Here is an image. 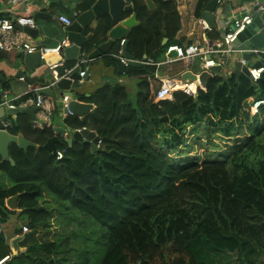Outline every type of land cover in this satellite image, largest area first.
Listing matches in <instances>:
<instances>
[{
	"label": "trees",
	"instance_id": "1",
	"mask_svg": "<svg viewBox=\"0 0 264 264\" xmlns=\"http://www.w3.org/2000/svg\"><path fill=\"white\" fill-rule=\"evenodd\" d=\"M140 1L145 2L134 0L133 12L148 27L172 0H155L159 7L150 15ZM208 1L200 0L197 12ZM260 65L264 57L253 63ZM142 68L129 67L127 73L139 70L131 74L141 77ZM224 77H210L197 98L178 91L172 100L158 102L146 81L135 100L121 84L105 87L92 96L93 114L64 119L69 133L94 131L100 147L59 137L62 159L45 147L56 135L54 124L40 129L27 116L17 119L13 132L36 146L13 145L15 165L0 159V172L11 181L10 187H0V206L20 193L19 208L30 231L21 242L25 250L5 264H203L195 250L199 239L216 251L243 253L262 238L264 107L254 113L252 100L264 95V73L257 82L244 74ZM204 121L206 142L197 150L204 156L186 164L170 161L164 149L175 151ZM209 150L215 156L207 155ZM56 210L67 218L77 212L92 219L82 236L84 247L77 236L71 245V235L63 233L40 240V229H49ZM7 255L6 249L0 259Z\"/></svg>",
	"mask_w": 264,
	"mask_h": 264
},
{
	"label": "crops",
	"instance_id": "2",
	"mask_svg": "<svg viewBox=\"0 0 264 264\" xmlns=\"http://www.w3.org/2000/svg\"><path fill=\"white\" fill-rule=\"evenodd\" d=\"M152 1L155 7L153 9H149L147 6V15L152 14V12L159 7V3L157 1ZM199 1L200 0L169 1L162 6L163 13L159 17H156L148 27L142 23L141 20H139V17L136 16L138 25L134 26L135 28L133 27L129 31L125 39L128 41V52L133 56L134 60L141 62V65H127L125 73L119 72L118 65L114 59V57L126 59L123 58L124 52L120 44L121 40L115 41L114 45L110 46L107 53H102L99 56L91 58V52L97 49L100 44L107 42L109 38L107 37V33H104L102 28L105 25L101 24V19L99 18H96L90 26L86 27L83 33L87 37L90 36L91 40H86V44L89 45V48L81 52L80 57H85L88 60L82 64V69L86 70L87 73L83 77V80L77 82L79 84L74 86L75 91L73 98L81 103L90 104L91 108L88 109V112L84 115V117L73 115L79 119H84L93 114L96 105L92 100V96H95L99 91L110 85L121 84L130 94L136 93L137 95L138 93L143 92L144 89H142V84L146 81L149 84L151 98H153L154 90L158 86V82L155 81L156 74L159 76L182 77V74L188 71V68H186L182 62L171 64L168 68L167 65L157 67L147 64L146 60L150 58L155 61L165 60L168 56L163 53L161 49L167 43H173L172 37L177 30L176 39L178 40V43L198 41L202 38L203 28L199 24V19H203L202 14L205 10L207 2L205 6L197 12ZM252 1L253 0H231L226 1L224 4H217L218 6L214 16L215 27H211L210 33L212 35L219 36L221 31L228 26V21L230 20L229 18L232 17V15H240L246 12ZM48 2H50V5H48ZM86 2H88V0H64V7H62L58 5V0H0V13L1 15L4 14L5 17L9 18L11 15L6 12L5 9L12 7L14 13L16 14L32 16L37 13H41L44 16L52 14V18L45 20L41 19L36 23V28H39L40 30L38 36L41 38V44L50 47L57 45L62 38L67 36V25L61 22L58 17L67 16L73 22L78 16L76 14H78V11ZM140 2L145 3L144 1ZM26 9H28V11ZM106 18L108 20L107 23H112L110 16H107ZM112 24L114 25V23ZM48 27L53 29V34H50L47 31ZM157 55H159L158 60L155 59ZM24 58L25 53L19 49L12 48L8 50H0V90L3 91L7 99L10 100L12 104H15L21 109L35 106L29 105L19 107L21 102L20 96L28 91H30L28 94L29 96H36L42 89L53 90L54 83H51L49 78L51 75L55 74L54 70L51 71L48 69V64H43L36 69L28 68L24 63ZM237 58L238 57H235L233 61H230L227 64V66L230 65V69L226 68L229 74L234 71V62ZM49 60L50 63H52L58 60V58L53 56L50 57ZM76 60L77 58H64V67L67 69L72 68L75 65ZM253 63L255 62H251V64ZM129 67H135L136 69L144 67L142 69L145 72L141 75V77H137L131 73H139V70H134V72L128 74L127 71L129 70ZM198 68L200 69V65L196 64L190 68L189 71L200 75L203 72H200ZM210 73L215 72L211 71ZM20 77H24V79L21 80ZM52 92L53 93L51 95L43 94L50 98L53 102V107H55L52 124H54L55 127H63L67 130V132H69L71 129L67 127L64 119L67 116L73 115L66 114L65 109L62 107L63 104L60 100L63 99V97H61L60 93L63 91L59 90ZM65 93L69 96L68 92ZM69 100H72V97L69 96ZM23 116H27L34 124L36 120H40V111L36 110L35 112H32L31 115L27 113H19L14 117H4L3 122H12V126L7 128L10 133L16 135L13 132L15 126L14 123L17 119L23 118ZM17 136H22L27 139L23 135ZM55 136L60 138L63 137L62 134L57 132ZM67 137H71V134L67 135ZM63 138L66 139V137ZM29 141L31 142V140ZM13 145L17 144H12L10 146V150L13 148ZM0 159L4 161L1 156ZM10 186V178L0 172V187L8 188ZM15 195L18 196L16 201L9 203V199ZM15 195L7 197L5 199V203L0 206V237L3 236L5 238L4 240L0 238V255L6 249L9 251L11 256L16 255L18 253L16 251L18 250L19 252H23L25 247L21 246V242L23 241L25 234L30 231L27 227L29 220L24 211L19 208L18 204L21 194L17 193ZM24 226L29 229L28 232H24ZM262 230V238H259V240L257 239L254 244H249L243 253H230L212 249L213 253H209V259L207 262L201 255L200 260L203 264H218L219 262L224 264L229 261H232L235 264H264V228ZM19 236H21L22 239L17 242V247H15L13 245V241ZM16 248L19 249L17 250ZM220 252H222L223 255L227 254L228 258H222L219 256L221 254ZM211 260H213L212 263L210 262Z\"/></svg>",
	"mask_w": 264,
	"mask_h": 264
},
{
	"label": "water",
	"instance_id": "3",
	"mask_svg": "<svg viewBox=\"0 0 264 264\" xmlns=\"http://www.w3.org/2000/svg\"><path fill=\"white\" fill-rule=\"evenodd\" d=\"M64 0H58V5L64 7L63 5ZM217 1L218 0H210L207 2L205 6V10L203 12V19L209 23L211 27H215L214 23V16L215 11L217 8ZM147 3V6L149 9H153L154 3L152 0H145ZM264 2V0H263ZM134 0H94L90 7L86 10L80 9L78 11V16L76 19L70 24L67 25L66 31H67V38L69 42L71 43L70 46L66 47L64 49V52L60 55L56 54H47L45 57V60L41 59V54L39 52L35 53H25L24 63L25 65L30 69H36L43 64H50V57H57L59 58H66V59H76L81 52L87 50L89 48V45L86 44V40H91L90 36L84 35V29L91 25V23L96 19H101L102 25H110L107 37L109 40L105 43L100 44L97 49L91 52L90 57L94 58L96 56L101 55L102 53H107L110 49L111 45H114L115 41L124 39V43L122 45L123 50V58L127 59V64L122 60L121 57H114L117 65L118 70L120 73H125V69L128 66H140L141 62L134 60L133 56L128 52V41L125 39L129 31L136 25H138V21L136 20V14L133 12L134 10ZM48 5H50V2H48ZM1 15V14H0ZM2 14L1 16H3ZM127 15V16H126ZM107 16H110V20L112 23H107ZM52 14H47V16H44L41 13H37L34 15V19L37 23L38 20H45L52 18ZM25 30L27 33H29L32 37L36 38L38 41L41 42V38L39 35V28H30L28 26L20 27ZM264 45V10L257 14L254 17L253 23L243 32L238 34L237 39L234 43V48L240 47L243 49H247L252 46L261 47ZM168 57H174L175 53H170L167 55ZM240 57H243L247 60V64L243 65L241 63ZM240 57H238L235 60L234 64V71L232 72L237 77H240L241 74H244L249 77V64L250 60L252 62L259 61L258 59H252V54L244 52ZM216 74H218L221 71L220 66H215L211 69ZM55 74L51 75L49 78V81L51 83H54L53 90H47L42 89L39 93L51 95L52 91H63L61 92V97L65 95H68L65 92L69 93V96L72 97V100L69 101L68 107L69 110L72 111V113L76 116L84 117L85 114H87L88 109L91 108L90 104L81 103L78 100L74 99V89L75 85H78L79 80H81V77L79 75V70H74L72 73H70L68 76L65 72L64 66H59L55 70ZM211 77L210 72L205 71L201 73L200 75L194 74L192 71H186L182 74V78L185 81L193 82L196 81L197 85L204 86L206 85L208 79ZM48 91V92H47ZM198 97V94L195 96V98ZM7 97H4V94L2 95L0 99V156L4 160H9L12 162V164H15L14 159L10 156V146L12 144H17L21 149H28L29 147H35L36 144L33 142H30L29 140L25 139L22 136H17L10 131H8L4 124L3 119L4 117H14L15 115L19 113H27L29 115L32 114V112H35L36 110H39L38 107H28V108H10L6 105ZM62 101V99L60 100ZM62 103V102H61ZM66 112V110H65ZM55 130L57 133L62 134L63 137H66V140L69 143H72L73 141H82L84 139L86 140H92L95 144H97L100 140V138L97 136V134L94 131H91L87 128L82 129L81 131H74L72 133L67 132L65 128L63 127H55ZM71 134V137H67V135ZM60 142L58 136L52 137L45 147L52 153L56 154L57 152V146L56 143ZM17 195L13 196L9 199V203L16 201ZM2 240L5 238L3 236L0 237ZM22 239L21 236L17 237L13 241V245L17 247V242ZM17 250L19 248H16ZM19 251V250H18ZM224 264H235L232 261L225 262Z\"/></svg>",
	"mask_w": 264,
	"mask_h": 264
},
{
	"label": "built area",
	"instance_id": "4",
	"mask_svg": "<svg viewBox=\"0 0 264 264\" xmlns=\"http://www.w3.org/2000/svg\"><path fill=\"white\" fill-rule=\"evenodd\" d=\"M226 1L231 0H218L217 4H224ZM28 11V9H26ZM264 10L263 0H253L250 7L246 12L240 15H232L228 21V26L221 31L218 37H213L209 33L211 31V26L204 19H199V24L203 28L202 38L198 41H189L179 43H172L167 46L165 54L175 53L174 57H167L165 60L155 61L153 59L146 60L147 64L154 66L167 65L168 68L171 64L182 62L188 70L195 66L196 64L200 65L202 72L208 71L211 72L212 68L215 66H220V73L228 74L226 66L230 61H233L234 53H240L241 55L246 52L252 54V59H258L259 61L264 57V45L261 47L252 46L247 49L240 47L234 48V43L237 39L238 34L245 31L254 21V17L257 14H260ZM11 16L9 18L4 15H0V50H8L12 48L19 49L24 53H35L39 52L41 54V59L45 60L47 54H56L60 55L64 52V49L71 45L67 36L62 38L59 43L55 46H44L36 38L32 37L29 33L20 27L28 26L30 28H36L37 24L32 15L16 14L13 11L12 7L5 9ZM1 14V13H0ZM78 15V14H76ZM58 19L70 25L72 20L67 16H59ZM124 39L120 41L121 46L124 43ZM122 51V50H121ZM81 54L77 57L75 65L72 68H65L67 76L72 73L74 70H79V75L81 80L87 73L86 70L82 69V64L88 60L85 57H80ZM80 57V58H79ZM64 58H59L58 60L49 64V70H55L59 66H64ZM126 64L127 60L122 59ZM241 63L243 65L247 64V60L243 57H240ZM249 64V77L253 82L260 80L264 73V65L253 66ZM219 73V74H220ZM223 74V75H224ZM226 74V75H227ZM224 75V76H226ZM21 80L24 77H20ZM155 81L158 82V86L155 88L153 93V98L156 102L172 100L175 92L182 91L183 93L189 96H196L198 94L200 86L197 85L196 81L189 82L185 81L181 76H159L156 74ZM30 91L25 92L21 95V102L19 107L23 106H35L38 107L40 111V120L34 122L35 128H45L52 125V119L54 116V107L53 102L49 97L38 93L36 96H29ZM3 91L0 90V99L3 95ZM6 95L4 94V97ZM69 96L65 95L62 99V107L66 110V114L73 115L72 111L69 110ZM6 105L10 108L18 107L15 104H12L10 100H6ZM264 107V95L259 96L258 98L252 100V110L254 113H259L261 108ZM5 128L12 126L11 121L3 122ZM85 129V128H82ZM82 129H76L74 131H81ZM73 131V132H74ZM86 140V139H84ZM83 141V140H82ZM92 141V140H90ZM102 140L96 144V147L99 148ZM57 159H62L64 156L63 150H57L56 152ZM24 232H28L29 229L24 226ZM11 255H7L4 258L0 259V264H5L6 261L10 259Z\"/></svg>",
	"mask_w": 264,
	"mask_h": 264
},
{
	"label": "rangeland",
	"instance_id": "5",
	"mask_svg": "<svg viewBox=\"0 0 264 264\" xmlns=\"http://www.w3.org/2000/svg\"><path fill=\"white\" fill-rule=\"evenodd\" d=\"M47 31L50 34L54 33V31L51 27H48ZM240 56H241L240 53H234V55H233L234 58L240 57ZM225 68L230 69V65L226 66ZM198 70L200 72H202L201 69L198 68ZM211 74L212 73H210V75ZM222 74H224V73H222ZM226 74H224V75H226ZM214 75H218V74L214 73L213 75H211V77H213ZM230 76H231V74L228 73L225 77H230ZM131 95H132L133 99L135 100L136 99V93H133ZM197 104H200V103H197ZM207 108L211 109V106H207ZM207 131H208V125L205 123V121L202 122L201 125H196L195 127H193V130H191V133H189L184 138V140L181 141L182 144L179 145L175 151L172 149H168V150L164 149V154L166 155V157L170 161H172L174 163L176 162L178 164H181V163L186 164L189 161L196 159L198 155L204 156L203 152L197 151V150L202 145H205V142H206L205 139L206 138H204V137H205V133ZM195 143L197 145H194ZM222 143H225V140ZM223 146L225 147V145H223ZM210 150L207 152V155L211 154ZM211 155L215 156V154H211ZM47 198H49L48 195H47ZM55 212H56V218L52 220V223H51V226L49 227V229H40L39 234H38V237L40 238V240L41 241H44L46 239L53 240L55 235H57L59 233H63V234L71 235V238H70L71 245H73V246L75 245V242L77 241L75 238L77 236L78 239L83 242L82 247H84V240L82 239V236H85L83 234H85L84 230L86 229V226L92 225V219L89 217H86L85 215L77 213V212L73 213V216H75L74 219L73 218L72 219L67 218V216H69V215H67L65 213H60L57 210ZM62 221L66 222V223H69V222L70 223L62 226V225H60V222H62ZM94 235H95L94 237H98L99 233L96 234V232H95ZM195 250L197 253L201 254L202 258L206 262L209 259V253L210 252L213 253L212 247L208 243H206L204 241V239H199L197 241L196 246H195ZM16 252L20 253L19 251H16ZM220 253L221 254L219 256H221L222 258H228L227 254L223 255L222 252H220ZM210 262L212 263L213 260H211ZM221 263L222 262H219L218 264H221Z\"/></svg>",
	"mask_w": 264,
	"mask_h": 264
}]
</instances>
